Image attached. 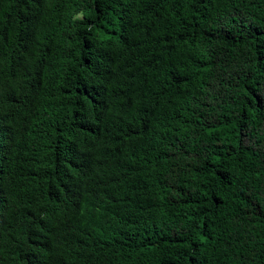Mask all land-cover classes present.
I'll use <instances>...</instances> for the list:
<instances>
[{
	"label": "trees",
	"instance_id": "obj_1",
	"mask_svg": "<svg viewBox=\"0 0 264 264\" xmlns=\"http://www.w3.org/2000/svg\"><path fill=\"white\" fill-rule=\"evenodd\" d=\"M0 264H264V0H0Z\"/></svg>",
	"mask_w": 264,
	"mask_h": 264
}]
</instances>
